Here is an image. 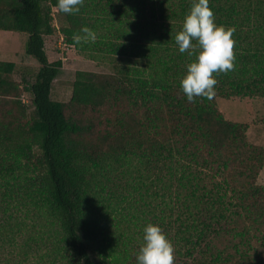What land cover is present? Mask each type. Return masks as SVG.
<instances>
[{
	"label": "trees",
	"instance_id": "obj_1",
	"mask_svg": "<svg viewBox=\"0 0 264 264\" xmlns=\"http://www.w3.org/2000/svg\"><path fill=\"white\" fill-rule=\"evenodd\" d=\"M191 4L84 0L66 14L57 0H0V29L26 32L40 64L17 80L0 60V264H124L120 238L156 199L179 239L175 264H264V147L217 105L264 96V0H209L234 29L235 67L214 73L212 100L189 102L179 82L195 53L174 36ZM54 8L68 43L118 59L110 73L79 70L65 101L53 97L63 62L46 50ZM84 25L95 42L74 41Z\"/></svg>",
	"mask_w": 264,
	"mask_h": 264
},
{
	"label": "rangeland",
	"instance_id": "obj_2",
	"mask_svg": "<svg viewBox=\"0 0 264 264\" xmlns=\"http://www.w3.org/2000/svg\"><path fill=\"white\" fill-rule=\"evenodd\" d=\"M53 12L56 30L53 34L46 36V50L50 60L60 59L63 62L61 71L53 83V97L65 101L70 99L72 95L74 82L79 70L110 73L118 59L107 53L82 51L75 45L68 43L60 29L64 23V15L60 14L57 8H54ZM27 38L28 34L26 32L0 29V60L16 63L13 75L17 80H21L23 75L27 76L28 79H32L33 74L40 66L39 62L26 52ZM22 98L31 108V94L25 91L22 94ZM217 105L226 118L247 123L249 141L264 147V96L234 95L229 98L218 97ZM257 180L259 183L264 184V166ZM154 188L158 189L156 185ZM149 200L152 201L154 199H150L148 195L143 203L148 205L150 203ZM158 201L160 200L156 199L150 206L145 207L144 213H141L138 219L134 221L136 223H130V231H124L125 237L120 238L117 252L124 254V256L128 255L126 260L121 256V262L124 264H136V252L142 243L143 227L147 223L158 224L164 230L163 222L158 216L162 214L161 205L157 204ZM168 220L170 222H168L167 230H164V232L174 245V258H176L179 254L175 244L177 243L178 248H180L179 239L175 237L173 219L168 218ZM100 259L103 260L101 256ZM103 261L108 264L110 256H107Z\"/></svg>",
	"mask_w": 264,
	"mask_h": 264
},
{
	"label": "clouds",
	"instance_id": "obj_3",
	"mask_svg": "<svg viewBox=\"0 0 264 264\" xmlns=\"http://www.w3.org/2000/svg\"><path fill=\"white\" fill-rule=\"evenodd\" d=\"M84 0H57L58 9L66 14L80 12ZM233 28H226L215 21L209 0H192L182 28L174 36L181 53L195 58L186 65L180 79L181 91L189 102L196 97L212 100L217 80L214 73L234 69ZM96 32L84 25L73 35L77 44L95 42ZM196 43L193 44L192 41ZM174 245L158 224L147 223L143 227L142 243L136 252V264H175Z\"/></svg>",
	"mask_w": 264,
	"mask_h": 264
}]
</instances>
